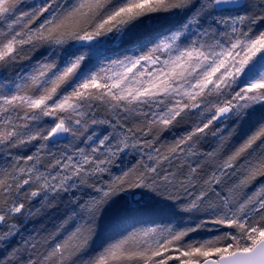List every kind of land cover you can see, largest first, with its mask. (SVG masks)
Listing matches in <instances>:
<instances>
[{"label": "snow or ice", "instance_id": "snow-or-ice-1", "mask_svg": "<svg viewBox=\"0 0 264 264\" xmlns=\"http://www.w3.org/2000/svg\"><path fill=\"white\" fill-rule=\"evenodd\" d=\"M0 155V264H264V0H0Z\"/></svg>", "mask_w": 264, "mask_h": 264}, {"label": "trees", "instance_id": "trees-1", "mask_svg": "<svg viewBox=\"0 0 264 264\" xmlns=\"http://www.w3.org/2000/svg\"><path fill=\"white\" fill-rule=\"evenodd\" d=\"M169 21L167 19H160L149 25V27L155 26V27H167L169 25ZM260 113H255L247 122H242L240 124L233 125L231 122H226L225 127V134L227 135V132L229 130H234V137L232 139V143L235 144L250 128V126L255 122V120L259 119ZM178 131V130H176ZM180 133V132H179ZM173 137L170 135L167 136L168 141H171ZM218 143V140L215 138H210V140L205 143L204 148L213 149L216 144ZM201 149V148H200ZM202 151V149H201ZM136 156L130 155L127 158H123V162L115 169V174H119V171L121 168L127 169L131 164L135 163ZM11 161L8 160L7 157L0 155V167L6 166ZM38 207V201H33L31 205H28L26 203V207ZM62 213V209H51L46 210L42 212L41 214L32 217L28 222H26V225L23 228L22 236L24 238H29L30 236H39V235H45L47 232L53 230V225L58 223L60 220V216ZM188 217H185V220H188ZM159 222V221H158ZM209 233L206 232H200V233H194L192 234L194 238H201ZM21 237H17L16 240L12 242L13 245L19 241ZM5 250H0V256H3L5 254Z\"/></svg>", "mask_w": 264, "mask_h": 264}, {"label": "rangeland", "instance_id": "rangeland-1", "mask_svg": "<svg viewBox=\"0 0 264 264\" xmlns=\"http://www.w3.org/2000/svg\"><path fill=\"white\" fill-rule=\"evenodd\" d=\"M30 2H31V0H30ZM165 15L166 14H161L160 19H164ZM151 24H152V22H149V25H151ZM176 130H178V131H176ZM176 130L170 135L171 137L183 135L185 132V126L182 125V126L178 127ZM210 138H212V136L209 134L208 138L200 144V148L202 149V151H209L210 150L208 148H204V147H206V146H204L205 143H207L210 140ZM32 151H35V149L33 148ZM128 156H130V155H128ZM128 156H126L124 158H127ZM138 158L139 157L136 156V159H138Z\"/></svg>", "mask_w": 264, "mask_h": 264}]
</instances>
